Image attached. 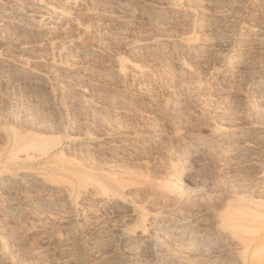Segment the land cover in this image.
<instances>
[{
  "label": "bare ground",
  "instance_id": "6f19581e",
  "mask_svg": "<svg viewBox=\"0 0 264 264\" xmlns=\"http://www.w3.org/2000/svg\"><path fill=\"white\" fill-rule=\"evenodd\" d=\"M238 10L235 0H210L206 12L215 21L206 34L217 41L240 39L234 30L240 21L229 15ZM181 15L176 0H0V96L23 85L36 102L54 97L62 103L68 95L101 90L116 100H138L168 119L146 87L149 69L137 58L156 55L189 70L211 56L210 49H194L191 38L165 32L180 26ZM130 18L160 33L116 42L129 58L109 50L103 31L113 21L132 25ZM259 39L264 42V32ZM185 54L194 60L186 62ZM243 74L264 95V76ZM162 90L174 97L185 88L164 82ZM261 127L255 137H237L233 156L255 147ZM50 132L29 124L0 128V264H264V196L207 188L197 172L188 170L185 177L182 171L186 158L214 160L212 141L172 131L166 141L146 132L65 144L50 142ZM158 156L168 178L156 189L146 183V192L132 174L144 158ZM71 214L80 216L74 228L61 219ZM27 217L38 220L29 228L39 243L25 253L18 228Z\"/></svg>",
  "mask_w": 264,
  "mask_h": 264
},
{
  "label": "rangeland",
  "instance_id": "374dc122",
  "mask_svg": "<svg viewBox=\"0 0 264 264\" xmlns=\"http://www.w3.org/2000/svg\"><path fill=\"white\" fill-rule=\"evenodd\" d=\"M209 1L176 0L182 9L180 26L175 23L165 32L179 33L182 39L191 38L194 49H210L211 56L198 60L199 64L196 61L197 64L189 70L168 66L159 61L156 55L137 58L149 69L151 81L146 87L153 94L161 112L169 115L168 119L158 118L155 108L147 107L138 100H116L101 90L87 92L84 97L68 95L61 100L62 103L54 97H45L36 102L21 85L22 90L19 86H9L0 96V128L9 124L15 127L29 124L36 130L49 129L51 132L47 136L51 138L50 142L61 141L65 144L71 138L90 143L106 134L122 136L146 132L166 141L172 131H186L212 141L217 146L218 156L212 161L186 158L182 167L184 175L188 170H193L199 174V179L207 181V188L217 185L219 191L240 189L264 196V176H260V169L264 168V131L254 141L255 149L241 150L233 156L238 138L255 137L257 128L264 127V95L256 93L253 85L243 81L244 72L264 76V42L259 39L264 32V0H235L241 5V10L229 15L235 14L240 21L234 30L240 33L241 38L231 42L224 39L217 41L206 34L209 24L215 21V17H209L206 12ZM129 21L132 25H126V19L113 21L103 34L111 42L109 50L130 58L129 51L118 42L160 31L133 22L131 18ZM184 59L186 62L194 60L188 54L184 55ZM92 79L96 81L95 76ZM164 82L181 83L185 90L177 92L174 97L170 96L162 90ZM116 83L112 81V84ZM124 88L129 89L130 85L125 84ZM215 128L222 129L223 136H217L213 132ZM125 154L133 158L131 154ZM164 163L161 156L155 160L144 158L143 163L135 165L132 175L140 186L152 182L156 189L168 178ZM185 177L182 176L179 183L185 181ZM145 188L146 192L151 190ZM61 219L69 223L68 227L74 228L80 216L71 214ZM35 223H38L37 219L27 217L18 228L25 253L39 243V237L29 228ZM91 263L84 261L80 264Z\"/></svg>",
  "mask_w": 264,
  "mask_h": 264
}]
</instances>
